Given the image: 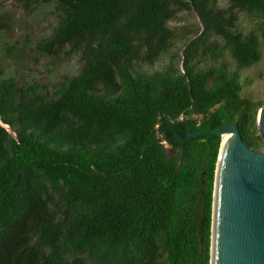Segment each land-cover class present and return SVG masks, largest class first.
<instances>
[{"label":"trees","instance_id":"16d2710c","mask_svg":"<svg viewBox=\"0 0 264 264\" xmlns=\"http://www.w3.org/2000/svg\"><path fill=\"white\" fill-rule=\"evenodd\" d=\"M14 1L52 9L36 50L81 69L55 90L0 69V264H210L221 137L185 138L235 122L264 150V102L240 78L262 58L264 0ZM181 11L203 31L179 60L168 23ZM164 57V70H140Z\"/></svg>","mask_w":264,"mask_h":264},{"label":"rangeland","instance_id":"374dc122","mask_svg":"<svg viewBox=\"0 0 264 264\" xmlns=\"http://www.w3.org/2000/svg\"><path fill=\"white\" fill-rule=\"evenodd\" d=\"M221 8H227L228 0H218ZM30 15L14 0H0V69L8 75H21L22 81L36 82L42 85H59L66 79L77 75L81 69L78 56L62 53L51 58L42 56L36 50V45L47 38L58 24V20L51 14L50 7L45 6ZM5 25L9 31H6ZM173 33L172 54L183 59L187 43L192 41L203 31L201 21L194 11H181L168 23ZM240 31L248 34L256 29L255 23L248 17L241 15ZM222 44L221 39L213 37ZM262 58L258 65L240 72L243 85V97L253 102H264V42L261 39ZM225 60L231 70H236V62L227 54ZM20 62L18 68L17 63ZM168 65V57L162 58L156 65L141 66V71L154 72L164 70ZM216 63L208 61L204 68L214 67ZM54 68L53 72H48ZM23 70V71H22ZM200 122V116L190 118ZM7 128V127H6ZM169 151L170 146L164 142ZM170 154L172 152L169 151Z\"/></svg>","mask_w":264,"mask_h":264},{"label":"water","instance_id":"95a60500","mask_svg":"<svg viewBox=\"0 0 264 264\" xmlns=\"http://www.w3.org/2000/svg\"><path fill=\"white\" fill-rule=\"evenodd\" d=\"M257 125L264 141V107ZM225 134L215 170L210 264H264V150L250 148L235 122L214 131L188 129L185 140Z\"/></svg>","mask_w":264,"mask_h":264},{"label":"bare ground","instance_id":"6f19581e","mask_svg":"<svg viewBox=\"0 0 264 264\" xmlns=\"http://www.w3.org/2000/svg\"><path fill=\"white\" fill-rule=\"evenodd\" d=\"M227 134H225V135H223L222 137H221V141L223 140V142H224V138H225V136H226ZM223 146V145H222ZM222 150V149H221Z\"/></svg>","mask_w":264,"mask_h":264},{"label":"flooded vegetation","instance_id":"af4514ba","mask_svg":"<svg viewBox=\"0 0 264 264\" xmlns=\"http://www.w3.org/2000/svg\"><path fill=\"white\" fill-rule=\"evenodd\" d=\"M185 120V119H184Z\"/></svg>","mask_w":264,"mask_h":264}]
</instances>
